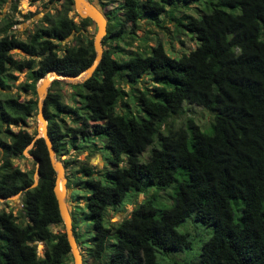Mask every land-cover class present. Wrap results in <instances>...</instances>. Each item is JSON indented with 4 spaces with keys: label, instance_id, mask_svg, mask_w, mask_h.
I'll use <instances>...</instances> for the list:
<instances>
[{
    "label": "trees",
    "instance_id": "obj_1",
    "mask_svg": "<svg viewBox=\"0 0 264 264\" xmlns=\"http://www.w3.org/2000/svg\"><path fill=\"white\" fill-rule=\"evenodd\" d=\"M46 1L59 2L61 8L45 13L25 39L6 31L9 19L0 28V88L15 79L13 70L26 69L18 87L31 94L23 99L18 94L0 95V197L20 192L17 215L0 207V264H71L64 233L50 228L62 224L52 193L54 171L42 138H34L24 125L36 113V82L51 69L78 73L90 64L94 50L92 38L83 34L90 20L74 21L68 15L71 0ZM119 1L118 12L104 11L101 43L108 45L91 76L68 84L70 102L62 98L60 80L51 81L43 99L56 157L63 154L66 137L75 149L83 148L81 142L90 137L102 138L110 151L107 182L91 177L90 168L82 164L77 171L88 177L66 176V187L74 183L88 189L83 195L85 210L73 208L76 243L77 218H82L91 229L85 239L88 264H159L156 248L189 245L187 234L175 226L192 213L212 226L211 234L193 259L168 264H264V0ZM199 2L205 4L199 16L183 13L175 18L176 26L195 40L192 49L173 57L156 39L149 47L123 52L119 42L131 45L133 40L127 23L134 26L146 19L159 26L166 8ZM99 3L101 8L103 2ZM68 37L70 44L63 42ZM13 48L28 57H13ZM128 95L144 116L137 119L115 111ZM184 103L211 113L206 130L192 117L177 126L168 121ZM60 116H69L75 124L67 125ZM154 138L156 144L141 160L139 153ZM29 144L37 174L32 187V170L11 162ZM70 162L62 160L63 166ZM143 177L156 189L174 182L171 204L161 208L142 197L113 227L105 226L107 207L122 205L130 190L144 193ZM36 242L43 244L42 254Z\"/></svg>",
    "mask_w": 264,
    "mask_h": 264
},
{
    "label": "rangeland",
    "instance_id": "obj_2",
    "mask_svg": "<svg viewBox=\"0 0 264 264\" xmlns=\"http://www.w3.org/2000/svg\"><path fill=\"white\" fill-rule=\"evenodd\" d=\"M94 4L100 5L99 1L103 2L101 4V10L106 12L110 8H117L119 6V0H88ZM59 2H47L46 0H36L30 2L29 0H0V28L5 24V20L12 21L9 28L6 30L8 33H12L19 39H25L28 32L33 31V29L41 22V17L45 14H54L58 9H60ZM205 9V4L203 2L199 3H190L185 6H177L174 9L166 8L165 12L159 15V26L156 25L153 21H148L146 19H140L136 25L132 26L130 23H127L125 29L129 31L130 35L133 37L131 45L124 44L123 41L119 42V45L124 49L123 52H132L139 50L143 45H148V47L155 43L156 39L160 40L164 51L173 57H178L180 53L187 52L192 49L196 42L194 39L190 38L189 34L185 31H182L179 27L176 26L175 18H178L183 13L191 14L193 16H199L201 12ZM117 8V12H118ZM74 11L71 10L68 12L69 16H72L74 21H77L78 16L73 15ZM91 23V20H90ZM83 34L87 37H93V30L90 24L87 26L86 30L83 31ZM146 37L144 40L142 38ZM68 41L72 43L73 40L71 37H68L63 42ZM102 45V43H101ZM108 45V44H106ZM102 47H107V46ZM112 46L113 43H110ZM139 47V48H137ZM13 57L17 59H22L28 57L25 53L19 49L13 48L10 50ZM126 55V54H125ZM12 75L15 76V79L12 82H8L7 86L4 89L0 88V95L2 93L8 94H18L19 99L27 98L31 96L29 92H22L19 89V85L26 78V69L20 71L13 70ZM144 79L148 80V77L144 76ZM71 81L70 79H66ZM66 80H60L58 84V89L62 93V98L64 101L70 102V93L71 89L69 88V83ZM139 86H142V82L138 83ZM145 85V84H144ZM124 89H127V86L122 84ZM123 103L125 105L115 108L116 112L123 114H132L135 118L139 119L144 116V113L139 109L138 105H135L132 101L131 95L124 97ZM63 121L68 125H74L69 116H60ZM186 117H192L195 123L198 124L201 130H206L211 113L208 110L201 108L197 105L184 103L181 109V112L177 115H172L168 118L174 126H177L183 122ZM36 117L35 114L29 117L24 125V128L29 133H35L36 135ZM13 130H16L19 126H10ZM209 128V127H208ZM34 135V136H35ZM79 144L80 142L77 141ZM64 152L63 154L58 155V159L62 160H71L69 166H63L64 176H68L69 179H72L74 176H78L81 179L88 176H84L81 172H78L79 165H86L91 170V177L98 178L102 183L107 182V177L105 171L109 168L108 158L110 156V151L107 147L104 146L102 138L90 137L89 139L81 142L83 148L75 149L69 146L68 137L64 140ZM156 144V138L147 145L143 151L139 153V158L144 160L149 152V149L152 145ZM30 147V144L27 145L22 151V156L15 157L11 159V162L19 167L21 170H32L33 178L36 177V163L27 152V149ZM1 151V148H0ZM63 165V164H62ZM67 179V178H66ZM72 183V182H71ZM142 184L145 185L144 193L134 194L132 190L126 193V196L121 203L122 205L118 206L115 209L109 207L106 208L105 214L103 217V223L105 226L113 227L115 223L121 220L123 217L127 216L129 210L137 204L142 197L150 198L153 202L163 208L168 207L173 199V187L174 182L170 185L164 187L163 189H156V187L151 184L145 177L142 178ZM88 189L79 188L77 185L72 183L66 187V193L64 201L66 205L69 206V213L71 222L73 221L75 214H73V208H82L84 203L83 195L87 194ZM20 192H18L13 197L6 198L5 200L0 199V207L4 208L6 211H11L13 214H18L20 211L19 205ZM5 201V202H4ZM85 210V207H84ZM72 212V213H71ZM73 217H72V215ZM78 223L76 226V234L78 236V247L80 249V254L82 261L85 264H88L90 259L86 256V247L89 245L85 242V239L91 234L90 223L88 220L82 218H77ZM22 224L24 223L21 222ZM52 232L62 231L63 226L52 225L50 227ZM175 229L180 233L187 234L189 240V245L182 247L176 250H163L161 248H156L154 250L155 259L159 264H168L173 261L184 262L193 259L199 252L200 245L205 241L212 231V226L203 224L199 220L194 219L193 214L186 216L182 221H180ZM114 240V236H110L106 241L105 253L108 251V245L111 241ZM37 251L39 254H42L43 244L41 242H36ZM72 264V262H71Z\"/></svg>",
    "mask_w": 264,
    "mask_h": 264
},
{
    "label": "water",
    "instance_id": "obj_3",
    "mask_svg": "<svg viewBox=\"0 0 264 264\" xmlns=\"http://www.w3.org/2000/svg\"><path fill=\"white\" fill-rule=\"evenodd\" d=\"M71 3H72L71 4L72 10L78 17L88 18L89 20H91L90 26L93 30V37L91 44L94 50V56L87 67L80 70L78 73L74 75L62 74L51 69L48 70L43 75V77H41L36 82L34 90L36 94L35 117L37 123H36V135L34 136V138L37 137L42 138L49 165L54 171L52 193L63 226L62 232L65 235L66 243L68 245V249L70 253L71 262L72 264H83L82 257L80 254V249L72 233L69 206L66 205L64 201L65 193H66V186H65L66 178L64 176L63 165L60 159L56 157L55 150L51 144V139L47 133V122L43 113V99L46 95V89L52 80H66L65 77H68V79L74 78L72 81L66 80L74 84V83H81L85 79L91 76L93 70L95 69L102 55L103 47L101 45V39L106 33V17L103 11L101 10V8L97 4H94L88 0H71ZM36 182H37V174L36 177L33 178V182L29 185V187L34 186ZM17 193L9 197H13ZM0 199L4 200L5 198L0 197Z\"/></svg>",
    "mask_w": 264,
    "mask_h": 264
},
{
    "label": "bare ground",
    "instance_id": "obj_4",
    "mask_svg": "<svg viewBox=\"0 0 264 264\" xmlns=\"http://www.w3.org/2000/svg\"><path fill=\"white\" fill-rule=\"evenodd\" d=\"M65 79H68V77H65ZM70 79V78H69ZM74 79V78H73ZM73 79H70L71 81L73 80Z\"/></svg>",
    "mask_w": 264,
    "mask_h": 264
}]
</instances>
